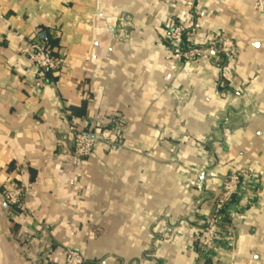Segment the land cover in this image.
Segmentation results:
<instances>
[{
    "label": "crops",
    "instance_id": "obj_1",
    "mask_svg": "<svg viewBox=\"0 0 264 264\" xmlns=\"http://www.w3.org/2000/svg\"><path fill=\"white\" fill-rule=\"evenodd\" d=\"M256 2L0 0V264H61L67 247L84 264H264ZM172 19L202 48L196 61L163 41ZM223 37L241 47L237 59L215 51ZM49 38L65 66L38 85L30 46ZM67 119L94 135L118 119L122 138L81 161ZM240 169L256 174L215 252H200L197 235ZM14 186L24 200L11 209L2 191Z\"/></svg>",
    "mask_w": 264,
    "mask_h": 264
},
{
    "label": "built area",
    "instance_id": "obj_2",
    "mask_svg": "<svg viewBox=\"0 0 264 264\" xmlns=\"http://www.w3.org/2000/svg\"><path fill=\"white\" fill-rule=\"evenodd\" d=\"M255 9L259 13H264V0H257ZM185 22L180 19H172L167 30L163 34V41L170 51L177 58L184 60L186 63L196 61L197 56L202 52V48L195 45H185L184 33ZM215 51L218 54H225L232 59H237L241 54V47L229 37H223L216 46ZM30 56L32 60L42 69L43 77L37 84H45V70L50 69L54 72L60 71L65 66V56L58 52L57 55L50 54L49 44L41 41L32 43L30 46ZM68 130L72 135L74 142V155L81 161L88 160L93 157L97 143L102 139L110 144L118 142L122 138V124L115 119L114 128L108 129L107 125L103 128L99 135H94L88 130L78 126V124L67 119ZM115 137V139H113ZM256 174L245 169L234 170L226 175L220 194L213 202L212 210L206 225L197 235L196 241L200 252L212 254L215 252L217 243L220 239L221 231L227 228L230 217L235 215L239 202L242 198V186L245 177ZM257 174H263L262 172ZM2 195L11 209L23 205L24 189L22 187H6L2 191ZM227 241L229 247L234 246L233 238ZM83 254L73 247L65 248L61 264H84ZM44 264H47L44 262Z\"/></svg>",
    "mask_w": 264,
    "mask_h": 264
},
{
    "label": "trees",
    "instance_id": "obj_3",
    "mask_svg": "<svg viewBox=\"0 0 264 264\" xmlns=\"http://www.w3.org/2000/svg\"><path fill=\"white\" fill-rule=\"evenodd\" d=\"M191 35H192V31L190 29H188V28L187 29L185 28L184 43L187 46L188 45H193L191 40H190ZM47 41H48L47 43L50 46V54L57 55L58 51L55 50V48H54L58 44L57 39L49 38ZM53 72L54 71H52L50 69L45 70V73L48 76V78L51 77L50 75L53 74ZM80 114H82V112H80Z\"/></svg>",
    "mask_w": 264,
    "mask_h": 264
}]
</instances>
